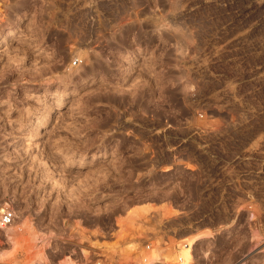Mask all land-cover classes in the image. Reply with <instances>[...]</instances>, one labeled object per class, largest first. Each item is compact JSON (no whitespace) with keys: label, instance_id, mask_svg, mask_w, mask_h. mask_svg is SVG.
Masks as SVG:
<instances>
[{"label":"rangeland","instance_id":"obj_1","mask_svg":"<svg viewBox=\"0 0 264 264\" xmlns=\"http://www.w3.org/2000/svg\"><path fill=\"white\" fill-rule=\"evenodd\" d=\"M0 24V264L124 212L169 264L195 235L190 264H264V0H0Z\"/></svg>","mask_w":264,"mask_h":264},{"label":"built area","instance_id":"obj_2","mask_svg":"<svg viewBox=\"0 0 264 264\" xmlns=\"http://www.w3.org/2000/svg\"><path fill=\"white\" fill-rule=\"evenodd\" d=\"M14 220V210L2 206L0 230ZM153 220L150 214L128 212L118 214L109 226L104 221L90 226L81 219H62L54 223L50 247L43 250L44 260L38 264H169L165 259L169 237L154 233ZM42 244V240L38 241L36 248ZM173 249L177 252L179 246L174 245Z\"/></svg>","mask_w":264,"mask_h":264},{"label":"bare ground","instance_id":"obj_3","mask_svg":"<svg viewBox=\"0 0 264 264\" xmlns=\"http://www.w3.org/2000/svg\"><path fill=\"white\" fill-rule=\"evenodd\" d=\"M0 25H2V24H0ZM11 34H12V32H10ZM5 38V40H6V37H4ZM5 205H7V204H5ZM16 215V214H15ZM15 221V220H14ZM9 227H11V225L9 226ZM9 227H7V228H9ZM7 228H5V229H7ZM10 230V229H9ZM197 236V237H196ZM199 235H195L194 237L195 238H191L190 240H189V244H186L185 246L187 247V248H182L181 250V253H182V257L185 259V262H184V264H188L189 262H191L190 261V259L193 257L192 255H191V252H192V249H193V247L196 245V242L199 240V237H198ZM12 240H13V238H12ZM188 243V242H187ZM181 245V244H180ZM184 246V245H183ZM182 247V246H181ZM11 253H13V252H11ZM12 256V255H11ZM39 257L40 258H42V255L40 254L39 255ZM14 258V257H13ZM190 264V263H189Z\"/></svg>","mask_w":264,"mask_h":264}]
</instances>
